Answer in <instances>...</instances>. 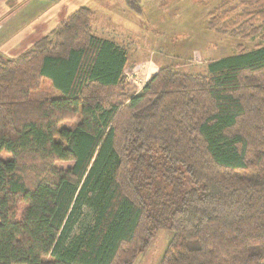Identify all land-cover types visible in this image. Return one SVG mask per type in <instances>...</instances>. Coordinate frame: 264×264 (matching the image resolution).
Returning a JSON list of instances; mask_svg holds the SVG:
<instances>
[{
  "label": "trees",
  "instance_id": "1",
  "mask_svg": "<svg viewBox=\"0 0 264 264\" xmlns=\"http://www.w3.org/2000/svg\"><path fill=\"white\" fill-rule=\"evenodd\" d=\"M228 7L207 27L255 49L205 74L162 67L140 91L86 6L0 53V264H134L160 230L161 264H264V0ZM45 79L59 95L31 99Z\"/></svg>",
  "mask_w": 264,
  "mask_h": 264
},
{
  "label": "rangeland",
  "instance_id": "2",
  "mask_svg": "<svg viewBox=\"0 0 264 264\" xmlns=\"http://www.w3.org/2000/svg\"><path fill=\"white\" fill-rule=\"evenodd\" d=\"M139 1L140 12L129 6V0H120L117 4L119 11L113 14L115 23H124L125 27L134 28L135 24L141 26V23L143 26L140 29L142 32L137 31L142 34L138 38L133 37L131 40L119 37L123 39L122 45L128 53L126 83L134 85L138 91L162 67L172 66L175 70L188 74H205L212 61L237 54L238 47L241 46L253 50L261 42L258 37L245 39L229 36L207 27V14L225 0ZM227 1L231 12L229 21L236 20L239 0ZM148 25L149 28L145 29ZM57 95L59 92L45 79L40 89L30 93V98L41 100ZM79 122L78 115L59 126L74 129ZM93 217L94 211L87 205L72 237L93 225ZM172 236L173 232L169 230L158 231L134 264H161Z\"/></svg>",
  "mask_w": 264,
  "mask_h": 264
},
{
  "label": "crops",
  "instance_id": "3",
  "mask_svg": "<svg viewBox=\"0 0 264 264\" xmlns=\"http://www.w3.org/2000/svg\"><path fill=\"white\" fill-rule=\"evenodd\" d=\"M120 0H0V53L15 57L31 48L35 42L60 22L86 6L92 10L94 34L123 47V36L132 40L142 34L141 26L130 28L115 23ZM99 27V28H98ZM149 25L145 27L148 29ZM118 36V37H117ZM121 37V38H119ZM127 38V39H128Z\"/></svg>",
  "mask_w": 264,
  "mask_h": 264
}]
</instances>
